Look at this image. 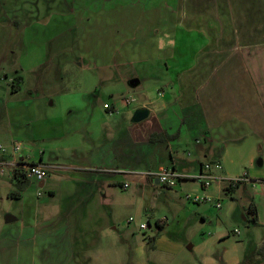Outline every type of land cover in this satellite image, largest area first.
<instances>
[{"label":"crops","instance_id":"0c3cea01","mask_svg":"<svg viewBox=\"0 0 264 264\" xmlns=\"http://www.w3.org/2000/svg\"><path fill=\"white\" fill-rule=\"evenodd\" d=\"M26 1L0 0V26L10 24L34 28L31 23L37 20H29L28 17L34 12L19 9V5H26ZM77 2L69 0L67 4ZM70 15L75 17L64 18L66 15L60 14V19L64 27L76 31L77 47H82L80 58H86L83 48L91 50L94 46L96 52V47L108 45L107 40L121 49L124 47L125 57L130 60L125 61L126 64L121 63L123 65L118 66L121 67L118 72L125 77L129 75L130 80L138 78L136 87L143 81L152 82L160 103L155 104L145 94L142 104L136 110L128 111L136 98L124 97L115 105L104 103L102 116L95 118V111H92L86 120L88 122L79 125H74V121L85 119H77V116L70 119L71 114L67 118L69 127L54 117L42 120L53 121L48 129H54L53 140H57L48 146L52 150L49 163L43 162L44 149L39 160L32 159L29 146L19 154L22 160L39 162L47 167L48 177L39 183V187H47L53 197L55 174L52 177V172H69L68 175L63 173L62 177L69 180L68 194L74 205L82 197L81 186L96 196L98 192L104 193L108 177H117V174L101 172L99 168L148 171L171 167L184 175L195 176L210 165L206 172L213 176L211 186L205 188L200 183V188L193 191L213 197L210 204L214 202L217 209L223 208L220 198L223 192L232 195L243 186L246 192L250 187L252 194L248 196V203L242 206V212L236 210V199L233 197L234 201L224 211L223 219L217 218L213 230L207 223L213 224L214 207L200 205L193 223L194 230L199 226L202 230L189 236L183 263L245 264L264 240V0H87L82 6H73ZM123 31L131 32L125 35ZM132 31L135 32L131 37ZM122 35L126 37L120 38ZM148 40L153 42L152 54L146 53L141 59H134L137 58L134 54L132 58L127 57V51H133L139 44L146 45ZM98 55L101 56L100 53ZM129 66L133 73L128 70ZM17 77L20 78L18 90L14 92L20 91L24 81L23 77ZM151 88L153 86L149 85L146 90ZM105 104L109 107L105 108ZM140 109H147L148 117L135 123L132 118ZM120 111L126 115L123 121H131V124L127 129L128 138L118 142L121 148L116 152L114 146H107L105 125L119 129L118 121L122 118L117 119L115 113ZM197 132L204 135L193 139L191 134ZM153 133H164L173 138L151 142ZM119 140L121 137L118 135ZM183 148L187 153L182 152ZM3 158L10 161L15 157L9 152ZM6 168L10 169L13 180L12 167ZM189 181L197 180L185 179L179 183L177 190L187 191ZM125 182L130 186L136 184L166 189L157 179L128 177L123 184ZM24 193L22 191L17 198L23 199ZM217 199L221 202L219 208L216 206ZM38 205L34 212V226L40 227L41 231H32L30 242L36 254L39 238H53L62 230L57 226L43 228L40 225L43 217ZM168 205L175 210L176 226L191 220V205L182 207L180 204V208L175 204ZM250 205L257 208V225L251 222ZM230 211L235 212L233 219H240L239 215L244 214L246 227L254 228V233L251 236L249 233L247 239L237 237L241 234L237 227L232 231L224 228ZM165 226L166 222L155 226L154 236L145 239L147 243L138 249V254L148 255L147 250H157L160 245L170 249L176 246L175 241L159 235ZM26 234V231L15 230L2 237L0 264H9L6 259L8 249H12L17 256L21 246L25 245L24 240L31 238ZM63 238L68 243V236ZM178 249L183 253L182 246ZM35 264H42V260H37ZM64 264H74V261L69 258ZM137 264L147 263L141 261ZM259 264H264V261Z\"/></svg>","mask_w":264,"mask_h":264},{"label":"rangeland","instance_id":"374dc122","mask_svg":"<svg viewBox=\"0 0 264 264\" xmlns=\"http://www.w3.org/2000/svg\"><path fill=\"white\" fill-rule=\"evenodd\" d=\"M67 1L69 0L35 2L27 0L26 5L24 3L19 5V9L34 12L28 14L29 20H37L31 23L34 28L10 24L0 26V144L9 146L13 140H17L23 143L25 148L30 147L32 159L36 160H39L44 149V163H49L52 150L48 146L56 139L53 140L54 129H48L53 121L42 120L54 117L60 120L62 125L69 127L67 118L71 114L70 119L74 116H77V119L78 117L85 119L74 121V125L76 123L79 125L88 122L86 120L92 111H95V118L102 116L103 111L105 112L104 103L115 105L124 97L136 98L128 111L136 110L142 104L145 94L150 101L160 103L158 91L152 82L143 81L139 87L132 88L128 83L129 75L125 77L118 72L121 68L118 66L130 60L125 57L124 47L121 49L119 45L115 46L111 40H107L108 45L96 47L98 48L96 52L93 50L94 46L91 50L89 47L83 48L86 58H80L82 47H77L76 31L64 27L60 14L66 15L64 18L75 17L70 15L73 6H82L87 0H78L72 5L67 4ZM30 2L34 5L32 6ZM9 15L13 16L10 13ZM130 32L123 31L125 35ZM134 32L132 31L131 37ZM152 43L148 40L144 46L136 45L133 51H127V57L132 58L134 54L137 57L134 59H141L146 53L152 54L151 50L154 47ZM128 70L133 73L131 66ZM17 76L23 77L24 81L20 85V91L14 92L13 85ZM149 85L153 88L147 91ZM115 116L117 119L122 118L118 121L120 128L115 129L107 124L105 129L107 146H114L118 152L121 148L118 142L128 138L127 129L131 121H123L126 115L121 111L115 113ZM118 135L121 137L119 141ZM202 135L204 134L200 132L191 134L193 139ZM182 152L187 153L186 148H183ZM202 160L206 161L204 158ZM63 173L69 174L65 170L59 173L52 172V177L55 174L53 197L49 195L47 187H39V182L35 180H31L22 190L16 185V181L12 180L11 171L6 167L4 174H0V240L15 230L26 231L28 237L32 231L40 232L41 228L34 226V212L38 204L42 205L41 207L38 205L39 213L43 217L42 220L40 216V221L42 220L40 225L43 228L47 225L48 228L54 226L62 228L53 238L38 239L37 254L32 244L30 246L32 236L24 240L25 245L21 246L17 256L12 249H8L6 259L9 264H35L37 260L38 262L42 260V264H64L69 258L73 259L74 264H137L141 261L147 264L149 261L150 264H184L183 258L189 246V236L202 230L201 226L194 230L193 221L197 219L195 212L200 205L210 204L193 203L185 198L188 193L196 194L193 189L200 188L199 181H189L187 191L177 190L179 186L169 190L132 184L124 188L122 186L124 179L127 180L131 176L117 174L116 178H107L104 193L98 192L96 196L81 186L82 197L72 205L68 194L69 180L62 177ZM116 179L119 182L115 181ZM16 191L19 193L24 191V198L9 196L11 192ZM250 194L251 188L248 187L246 192L243 186L232 195L230 192H223L220 197L223 205L221 210L215 207L214 202L210 204L216 211L213 224L207 223L210 230L214 229L217 218L223 219L224 211L234 201L233 197L236 199V210L242 212V206L248 203ZM179 202L182 207L188 205L193 207L192 214L189 215L191 220L180 227L175 225L177 218L175 210L168 205L175 204L180 208ZM234 213L233 211L228 213V222H225L224 228L232 231L237 227L241 231L237 237L247 239L249 233L251 236L255 230L246 227L244 214L239 215L240 219H233ZM7 215L19 217V220L7 224L5 221ZM163 219L166 226L159 235L175 241L176 246L170 249L160 245L157 250L146 249L148 255L138 254V249L147 243L145 239L154 236L155 223ZM147 222H150L151 228L142 230L140 225ZM65 236H68V243L63 238ZM178 244L183 247V253L179 252Z\"/></svg>","mask_w":264,"mask_h":264},{"label":"built area","instance_id":"2783aa9c","mask_svg":"<svg viewBox=\"0 0 264 264\" xmlns=\"http://www.w3.org/2000/svg\"><path fill=\"white\" fill-rule=\"evenodd\" d=\"M109 105L105 104V108H108ZM10 150L7 146L0 144V174H4L5 167H12L13 171H18L19 174L23 177L30 180H35L39 183H43L48 177L47 167L39 162L25 161L20 157V152L24 148V144L18 141L13 142L10 146ZM13 153L14 157L10 161H5L4 156L8 153ZM210 165H206L204 170L198 173L195 176H188L182 173H179L177 170L171 167H164L158 170H128V169H120V168H99L98 170L105 173H113V174H122L126 176H131L135 178H148V179H157L159 184L164 186L167 189H175L179 186V183L185 179H194L199 181L203 187L208 188L212 184L213 176L208 174L206 170L210 169ZM219 168V165L217 166ZM242 179L239 181L241 182ZM130 183L125 182L123 184L124 188H128ZM185 198L188 201L193 203L200 202H212V197L208 195H199L188 193L185 195ZM216 206L219 208L221 206V202L219 199L216 200ZM132 220V219H131ZM165 223V219L159 220L155 223L158 227L159 225H163ZM151 227L150 222L142 223L140 228L142 230H146Z\"/></svg>","mask_w":264,"mask_h":264},{"label":"trees","instance_id":"16d2710c","mask_svg":"<svg viewBox=\"0 0 264 264\" xmlns=\"http://www.w3.org/2000/svg\"><path fill=\"white\" fill-rule=\"evenodd\" d=\"M20 78H16L14 80L13 90H18V83ZM173 138V136H167L164 133H153L150 137L151 142H158V141H166L167 139ZM13 180H16V185H18L22 190H24L27 185L29 184V180L26 178H23L18 171H13ZM237 183L236 185H238ZM11 197H19V192H12L10 194ZM249 212L252 214L251 222L253 224H258V216H257V208L255 205H250ZM160 226V225H159ZM264 261V240L263 242L252 252V254L248 257L245 264H259L260 262Z\"/></svg>","mask_w":264,"mask_h":264},{"label":"water","instance_id":"95a60500","mask_svg":"<svg viewBox=\"0 0 264 264\" xmlns=\"http://www.w3.org/2000/svg\"><path fill=\"white\" fill-rule=\"evenodd\" d=\"M129 84L131 87H136L139 84V79L138 78H133L129 81ZM149 111L147 109H140L135 112L132 121L135 123L141 122L142 120L146 119L148 117ZM17 218L13 215H7L6 216V223H11L16 221Z\"/></svg>","mask_w":264,"mask_h":264}]
</instances>
